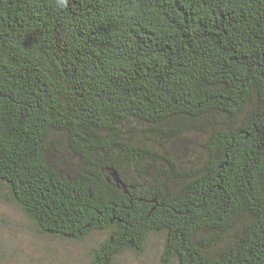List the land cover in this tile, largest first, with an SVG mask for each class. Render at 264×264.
Segmentation results:
<instances>
[{
    "label": "trees",
    "instance_id": "trees-1",
    "mask_svg": "<svg viewBox=\"0 0 264 264\" xmlns=\"http://www.w3.org/2000/svg\"><path fill=\"white\" fill-rule=\"evenodd\" d=\"M0 191L91 264H264V0H0Z\"/></svg>",
    "mask_w": 264,
    "mask_h": 264
},
{
    "label": "rangeland",
    "instance_id": "rangeland-1",
    "mask_svg": "<svg viewBox=\"0 0 264 264\" xmlns=\"http://www.w3.org/2000/svg\"><path fill=\"white\" fill-rule=\"evenodd\" d=\"M103 240L104 233L94 235ZM92 239V237H91ZM41 235L19 206L0 191V264H91L96 240ZM163 240L151 237L144 260L128 252L122 264H150L161 255Z\"/></svg>",
    "mask_w": 264,
    "mask_h": 264
}]
</instances>
